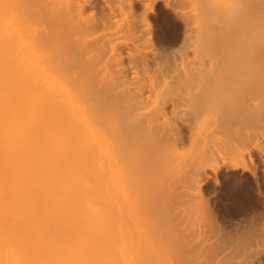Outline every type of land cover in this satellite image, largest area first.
<instances>
[{"label": "bare ground", "instance_id": "bare-ground-1", "mask_svg": "<svg viewBox=\"0 0 264 264\" xmlns=\"http://www.w3.org/2000/svg\"><path fill=\"white\" fill-rule=\"evenodd\" d=\"M141 1L0 0V264H264L262 218L185 246L129 199L264 151V0H164L156 31Z\"/></svg>", "mask_w": 264, "mask_h": 264}, {"label": "rangeland", "instance_id": "rangeland-1", "mask_svg": "<svg viewBox=\"0 0 264 264\" xmlns=\"http://www.w3.org/2000/svg\"><path fill=\"white\" fill-rule=\"evenodd\" d=\"M156 1H155V5L153 6L154 8L152 7L151 11H149V12H147V11L150 9H148L146 7L145 8L148 10H143V9L139 8V6H141L142 8H144V6H146L145 0H142L139 3L137 2L135 4L136 7L134 8V9L137 8L138 10H140V11L136 10V11H138L137 12L138 15L140 13H141L140 16L144 14V16L142 18H144L145 15L147 14L146 18L150 19V22L147 19H146V21L148 24L151 23L152 26L150 25V27H152V28L154 27L153 28L154 31H156L159 27L164 26L163 17L167 13V9H168V6H165L167 4L164 0H156ZM136 11L134 10L135 13H136ZM145 11H146V14H145ZM140 16H139V18H140ZM142 18H140V19H142ZM180 24H181V22L179 23V21H178V27L180 29L184 28L183 24H181L182 26ZM169 25H170V23H169ZM170 47H171V49L169 48L168 52H169V50H170V52L174 51V50H172L174 47H175L174 49L176 50L177 45L170 46ZM192 142L193 141L188 142L189 146L188 145L184 146L185 148L187 147L188 149L182 148V150L180 151V154H178V156H177V158L179 160L177 158L175 160V158H174L173 160L175 162L173 160H172L173 163H172V161H170L173 165L177 164L178 162H180V163H178V165H183L184 164L183 162H185L184 160H186L185 158L187 156H194V153L196 151H195L193 145L197 146V144L193 143V145H190V143L192 144ZM202 145H204V144L199 143L196 150H198V148H199V150H201ZM207 145L208 144H206V146ZM242 145L243 144H241V145L239 144L238 146L240 147ZM248 145L249 144H247L245 146L248 147ZM196 146H195V148H196ZM199 146L201 147V149ZM222 146H223V148H225L226 151L223 148H221ZM222 146L221 145L219 146L221 153L219 152V149H218L219 147L216 149L219 152V153L217 152L218 156H220L219 154H221V156L223 155L222 156L223 158L220 156L221 158L219 157V160H217L218 162L215 161L213 163V166H212L213 168L211 167V168H208L207 170H205V174L203 176H201V178L200 177L198 178L199 181H198V179H194V178L190 179V178H187L184 176L182 177V174L185 171V170H183V171H180V172H182V174H178V175L176 174L177 176L173 175L174 177L176 176V178L179 177V175H181L180 179L177 178L178 179L177 181L179 182V184H178V182L175 183L176 178H174L173 176L170 178V181L160 178L162 180L163 184H161V180L158 181L157 184L155 183L156 185L154 184L156 187L155 186L152 187L153 188L152 191L154 192V189L156 188L157 192H156V190H155V192H156V194H158V199H161V200L155 201L156 195H154L155 193L153 194L152 192H150V193L148 192L147 195H146V193H142L143 195L142 194L141 195L140 194H138V195L132 194L133 196L129 195V199L131 202V210H130L131 214L133 212L132 218L134 220H139L140 224L146 230L148 235H149V232H151L150 237L153 240L160 238L159 233H162L161 229H163V228H161V229L158 228L159 230L157 228L155 229L154 228L155 226L156 227H158V226L165 227L166 226L167 229H169V230L172 229L174 231H175V229L177 230L179 228V231H181V232H179L180 235L183 232V234L185 233L184 236H188L187 238H185V237H183V238L186 240H189L187 242L186 241L184 242L185 246H186V244L189 246V245L193 244V238H194L193 235L195 234L194 232L198 228H201L203 226H206V225L208 226L210 224H214L217 226H221L225 229H227L229 227L234 228L236 226L246 227V225H249V224L252 225L253 221L256 223V221H255L256 219H257V222L261 218L264 219V155H263L264 151L263 150L261 151V149L260 150L255 149L253 151L249 150L250 151L249 154H248V152H246L247 154H245V159H243V160L247 164L244 163L245 164V166H244L243 163L241 164V162H243V161H241L240 163L238 162V164L235 161L233 162V160L231 158H233L234 155L233 156H227L228 158L229 157H231V158L229 160H226V158H224V156L227 155L228 151H227V148L224 147V145H222ZM229 147H231V149L233 150L232 147H234V146H232V145L228 146V149H229ZM243 148H245V147L243 146ZM231 149L229 150V153H231V151H232ZM240 149H242V147ZM184 153H185V156L183 155ZM196 153H195V155H196ZM229 153H228V155H230ZM189 154H191V155H189ZM232 154H234V153H232ZM171 163H167V164L163 163V164L166 165V167H168L169 164L171 166ZM173 165L171 166V168H173ZM217 165H218V167H217ZM163 168L165 169L164 166L161 167V172H164V171H162ZM168 168H170V167H168ZM168 168H166V169H168ZM161 174H163V173H161ZM160 177H162V176H160ZM195 180L198 182H196ZM171 181L173 184L175 183L174 184L175 186H172L173 184H171ZM193 181H195L196 183ZM159 183L161 184L160 186H162L161 191H159L160 190L159 189L160 188ZM164 184H167V186H166V189H167L166 194L167 195L165 194V196L163 194V192L165 190H162V188L165 187ZM168 185H169V187H168ZM194 186L197 188L195 189ZM169 188L172 191L169 190ZM173 188H174V190H173ZM176 188H177V190H176ZM168 191H170L169 192L170 196L168 194ZM160 192H162L163 197L159 196V195H161ZM151 195H152V198L150 197ZM159 197H162V198H159ZM176 198H177V200H176ZM148 200H150V202H148ZM151 200L152 201L154 200V202H151ZM116 201H117V203H119L117 198H116ZM158 201H161V202H158ZM156 202H157V204H156V208H155L154 205ZM240 203H242V204H240ZM147 204L148 205L151 204L153 206H150V205L148 206ZM158 204H159V208H158ZM151 210H155L156 212L157 211H159V212H157L156 214L153 212V215H152ZM121 212L122 213L125 212L124 209H122ZM158 213H159L160 217H158ZM166 216L168 217L167 219H166ZM157 217H158V219H157ZM155 218L157 221L155 220ZM162 218H164L165 220H162ZM148 219H149V221H148ZM262 219L260 221L264 222ZM159 220H161V221H159ZM251 220H252V222H251ZM152 221L154 223V226H152V228H151L148 226V224ZM156 222L157 223L160 222V224L162 222V225H159ZM163 223H165V224L163 225ZM215 223H217V224H215ZM173 228H175V229H173ZM167 229H166V234H165V231L162 234V235L165 234L164 236L166 238V242L169 240V238L167 239V237H169V236H167V234L169 233V231L167 232ZM156 230H158V232H156ZM182 235L180 236V238H182ZM165 238L164 237L162 238V240L164 239L163 242H165ZM191 238H192V240H190ZM182 241H184V240L182 239ZM170 242H171V240L168 241V243H167V245L170 247H168L167 245H165L163 243L164 245H163L162 249L165 252V259L168 261L170 260L171 264H176L178 261L177 257L175 256L176 251H175V249L171 250V248H172L171 246H173V242L172 243H170ZM181 244H183V242H181ZM173 248H175V247L173 246ZM148 252H149V249L143 253V256L144 255L147 256ZM173 254H174V258H173ZM137 260H139V258ZM147 261H148V264H154L155 263L154 259L152 257H151V259H147ZM134 264H137V262L135 261ZM139 264H147V263H146V260L143 259L142 262L140 260Z\"/></svg>", "mask_w": 264, "mask_h": 264}]
</instances>
